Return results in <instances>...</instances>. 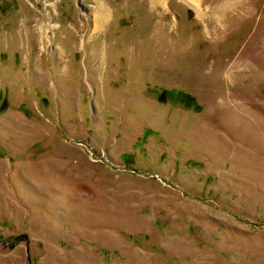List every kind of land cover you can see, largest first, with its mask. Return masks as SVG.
I'll list each match as a JSON object with an SVG mask.
<instances>
[{
	"label": "rangeland",
	"instance_id": "1",
	"mask_svg": "<svg viewBox=\"0 0 264 264\" xmlns=\"http://www.w3.org/2000/svg\"><path fill=\"white\" fill-rule=\"evenodd\" d=\"M0 264H264V0H0Z\"/></svg>",
	"mask_w": 264,
	"mask_h": 264
}]
</instances>
